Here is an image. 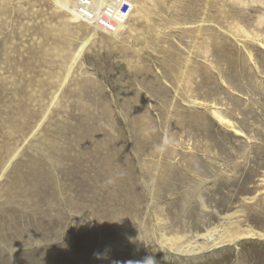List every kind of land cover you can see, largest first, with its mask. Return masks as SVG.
Listing matches in <instances>:
<instances>
[{
	"label": "rangeland",
	"instance_id": "rangeland-1",
	"mask_svg": "<svg viewBox=\"0 0 264 264\" xmlns=\"http://www.w3.org/2000/svg\"><path fill=\"white\" fill-rule=\"evenodd\" d=\"M61 1L83 13V0H0V171L23 141L8 131L29 135L50 110L3 183L39 180L54 196L38 204L33 189L30 210L16 190L13 202L4 198L7 213L54 222L48 242L74 239L57 264H128L150 253L156 264H264L263 236L211 245L228 213L264 233V0H117L126 22L108 34ZM31 230L33 244L13 259L19 237L9 240L6 264L41 250ZM162 234L180 237L174 249ZM195 240L211 246L178 252ZM45 253L43 264L55 252Z\"/></svg>",
	"mask_w": 264,
	"mask_h": 264
},
{
	"label": "bare ground",
	"instance_id": "bare-ground-1",
	"mask_svg": "<svg viewBox=\"0 0 264 264\" xmlns=\"http://www.w3.org/2000/svg\"><path fill=\"white\" fill-rule=\"evenodd\" d=\"M110 1L111 2L108 3V0H83L82 6H83V13L84 14L81 13L80 16L78 14H76V11L73 10L71 7H69L65 2L61 1V3H58V4H59L60 8L65 7L68 11H70V14H72L73 16H78L80 22L83 21V23H85L89 27H91L92 24L95 26H100V27L104 28L103 32L108 34L109 32L116 31L118 28H120L122 23L125 25V22H126L123 19L121 14H117V13H119V8L117 7V0H110ZM120 5L122 6V3L118 2V6H120ZM95 16H97L98 18L94 22ZM89 39H92V38H89ZM262 45L264 47V41L262 42ZM84 46H85V44L82 45L81 49ZM78 54H80V53L74 52L71 54L70 62L67 65L68 74L66 76H63V79L58 83V86L55 88V90L51 91L50 96L48 98L49 101H51V103H50L51 106L56 104L58 99H60L59 95H61L63 93L62 92L63 90H61V88L63 87V84H65V78L70 75V73H71L70 70H71L72 66L75 65L76 61L78 60V58H79ZM44 106H45V104H44ZM49 111L50 110H49L48 105H47L45 107V109L43 110V113L38 116V119L40 120V122L36 123L35 127L30 131L31 133L29 135H27V134L24 135V134H21L19 132H15L13 129L8 131V132L13 133L14 135L16 133L19 134L18 138L23 139V141L20 143L19 146L14 145L15 147L12 150L10 149L11 147L8 149L9 154L7 155V158L1 164L4 167L0 171V189L2 186L4 187V189L0 190V198L3 199L2 202L0 203V217H1L0 218V264H6L7 258L5 257V251L8 250L7 249V243H9V240L11 238L16 237V236L19 237V239L16 237L18 242H16V241L13 242L11 244V247L9 248V250L11 251V254L13 253L11 255L12 259L15 257L16 251L18 250L19 245L33 244V242L31 241V238H32L31 227L32 226H34V229L38 231L39 237H40L39 238L40 242H43V245L41 246V250H40V248H36V249L32 248L33 250L31 251V253L28 256H25V257L23 256V258H22L23 264H43V259H45V258H43V256L46 255L45 252H48V249H51L55 253L51 257H49L48 262L46 264H57L56 262H52L53 257H55V256L60 255L61 259H68V257H70V251L69 250L71 248H68L70 246V242L68 243V241H66L65 239L62 240L60 243L48 242L49 238L51 237V236H49V231L51 230L52 227L55 226L54 222H52L50 220H45V222H40V220H39L37 222L36 217L30 211L26 215L28 221L23 222L22 214H19L15 210L10 211V213H7V211L5 210L4 198L5 199L7 198V199H9L8 201L13 202V200L15 199V195L13 193L16 190H22V198L25 202V205H27V209H30V210L35 209V207L37 206V201L35 199H33V197L31 199V192L33 191V189L36 190L39 194L38 204H44L47 201V199L49 202L51 200H53L52 197H54V196L48 195V192L46 191L47 186H45V183H42L39 180H36V181L34 179L32 180V184L34 186L31 185L30 183H27L26 185L20 184L23 186L19 187V185L17 184L19 179L14 180L11 184L8 185V187H7L6 183H3V182H5L6 177L9 173L8 168L11 167L10 170L12 172L18 170V165L14 164V163L17 161V159L20 156H24L25 148L31 146V144H30L31 138L40 132L39 130L42 128L45 120L50 115ZM212 113L214 114V116L217 118V120L220 123H223L226 125L228 124V125L233 127L232 121H230L227 117H225L221 112H218L217 110H213ZM91 156H93V155H91ZM75 158L77 160L80 158V151H79L78 155H75ZM96 158H98V157L96 156ZM23 167L26 170L28 169V165L26 162L23 163ZM48 181H49V179H48ZM9 182H10V180H9ZM54 206H55V204H50V203L47 205V207L49 209H52V207H54ZM78 208H81L83 210L82 205L79 206ZM50 213H52V211ZM234 217H235V213H230V214L228 213V214H225L223 216L224 221L222 220L223 222L220 223V226H218L220 229V233L217 236V242L211 243L212 247L222 245L223 242H233L235 240H238V239H241V238L247 237V236L248 237L258 236L259 238L262 236L264 237L263 232L261 233V232L255 230L251 227L247 226V227L242 228V226L237 223L238 222L237 220H233ZM79 218L83 219L82 216H79ZM75 222H77V224H79L83 227V221L82 220H78ZM214 232H218V230L216 228L210 229L206 233H204L203 237L207 236L208 238H211L212 234ZM78 237H84V231L83 232H77L76 238H78ZM160 238L162 239V243L164 245H167L168 247H171V249H174L175 245H173V241L179 239L180 237L176 236V237L168 238L162 234V235H160ZM36 240H34V241H36ZM195 242H196V244H194L193 246L185 248V249L181 248V250H178V252L179 253H182V252H188V253L201 252V251H204V249H206L207 247L211 246V245L207 246L206 242H198L197 240H195ZM73 244H74V239L71 242V246ZM57 248H59V249H57ZM43 250H45V251L41 252ZM139 251H141V249H139ZM82 253L84 254V257H85V247H84ZM135 254H136V252H135ZM107 256H108V254H106L104 252L97 253V258L101 257L104 260H106ZM148 257H153L155 260V253H150L148 255ZM136 259L138 260L137 257H136ZM83 261H85V259L82 260V263H83ZM119 261H120V259H118V258H111L109 264H117ZM7 264H9V261L7 262ZM14 264H18V263H14Z\"/></svg>",
	"mask_w": 264,
	"mask_h": 264
},
{
	"label": "clouds",
	"instance_id": "clouds-1",
	"mask_svg": "<svg viewBox=\"0 0 264 264\" xmlns=\"http://www.w3.org/2000/svg\"><path fill=\"white\" fill-rule=\"evenodd\" d=\"M114 181L109 180L108 183H113ZM128 264H156L155 260L153 257H147L145 258V260L143 262H133V261H129Z\"/></svg>",
	"mask_w": 264,
	"mask_h": 264
}]
</instances>
